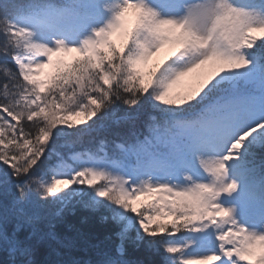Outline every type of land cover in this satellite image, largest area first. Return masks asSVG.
<instances>
[{
	"label": "snow or ice",
	"instance_id": "6c2138e0",
	"mask_svg": "<svg viewBox=\"0 0 264 264\" xmlns=\"http://www.w3.org/2000/svg\"><path fill=\"white\" fill-rule=\"evenodd\" d=\"M258 34L264 0L4 5L0 247L9 264H67L53 257L78 241L55 224L76 205L116 225L98 264H143L128 258L129 244L155 264H264V196L242 184L247 157L264 149ZM62 53L77 55L54 60ZM85 138L95 152L62 153Z\"/></svg>",
	"mask_w": 264,
	"mask_h": 264
},
{
	"label": "trees",
	"instance_id": "16d2710c",
	"mask_svg": "<svg viewBox=\"0 0 264 264\" xmlns=\"http://www.w3.org/2000/svg\"><path fill=\"white\" fill-rule=\"evenodd\" d=\"M14 0H0V14L3 13V6L12 3ZM264 35V34H258ZM79 122L80 118L73 117ZM255 155L250 156L256 161L264 158V149L257 148L254 150ZM48 212H54L56 209H48ZM103 213L100 211H92L82 205H76L71 209H67L61 213L59 222L55 224L56 231L61 234H68L77 238L78 245L74 249H64L58 257L67 264H86V259L90 255L95 261H99L102 250H108L114 247L117 243L114 233L116 225L102 218ZM13 227V225H10ZM38 259H46L45 250H41L38 254ZM128 258L140 260L143 264H155L158 257H153L146 253L142 248L133 250L132 246H128ZM11 257L6 249L0 247V264L10 261Z\"/></svg>",
	"mask_w": 264,
	"mask_h": 264
},
{
	"label": "rangeland",
	"instance_id": "374dc122",
	"mask_svg": "<svg viewBox=\"0 0 264 264\" xmlns=\"http://www.w3.org/2000/svg\"><path fill=\"white\" fill-rule=\"evenodd\" d=\"M134 18H135V14L134 12H131L129 13L128 15V20H129V25L131 24V22L134 21ZM116 35V34H115ZM117 36L120 37L121 35H119V33H117ZM60 55H64L66 58H69V59H72L74 58L77 54L76 53H62ZM45 70V69H44ZM193 79V77H188L185 79L184 81V84H187L189 82H191V80ZM183 85V84H182Z\"/></svg>",
	"mask_w": 264,
	"mask_h": 264
},
{
	"label": "clouds",
	"instance_id": "9594fccd",
	"mask_svg": "<svg viewBox=\"0 0 264 264\" xmlns=\"http://www.w3.org/2000/svg\"><path fill=\"white\" fill-rule=\"evenodd\" d=\"M195 27H197L198 29H200L201 28V26L200 25H196ZM202 30V29H201Z\"/></svg>",
	"mask_w": 264,
	"mask_h": 264
}]
</instances>
